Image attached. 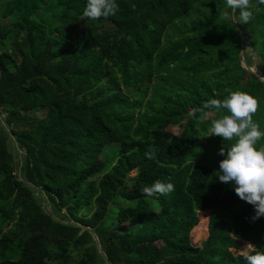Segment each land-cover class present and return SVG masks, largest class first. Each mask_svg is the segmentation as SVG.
Here are the masks:
<instances>
[{
	"label": "trees",
	"instance_id": "trees-1",
	"mask_svg": "<svg viewBox=\"0 0 264 264\" xmlns=\"http://www.w3.org/2000/svg\"><path fill=\"white\" fill-rule=\"evenodd\" d=\"M115 2L90 20L87 0H0V264H247L238 244L264 252V217L220 182L223 156L198 162L216 111L193 110L229 89L264 99L240 55L264 66V5L243 34L225 0ZM156 180L174 191L143 194Z\"/></svg>",
	"mask_w": 264,
	"mask_h": 264
},
{
	"label": "clouds",
	"instance_id": "clouds-1",
	"mask_svg": "<svg viewBox=\"0 0 264 264\" xmlns=\"http://www.w3.org/2000/svg\"><path fill=\"white\" fill-rule=\"evenodd\" d=\"M264 5V0H257ZM225 19H235L236 23L247 24L253 18L252 0H225ZM119 6L115 0H87L82 12V19L98 20L116 15ZM239 13L238 17L236 13ZM224 99H210L202 107L193 110L204 112L226 109L229 115H222L211 122L210 135L222 140L235 141L225 150L222 146L218 152L224 159L219 161L220 182L231 183L236 196L253 206L255 214L252 221L264 217V147H256L264 139V130L253 120L258 102L250 94L230 89ZM148 159H155V150L145 153ZM174 191L172 183L156 180L151 186L142 189V193L151 197L157 194L168 195ZM243 257L247 264H264V252L257 250L251 243L245 246Z\"/></svg>",
	"mask_w": 264,
	"mask_h": 264
},
{
	"label": "rangeland",
	"instance_id": "rangeland-1",
	"mask_svg": "<svg viewBox=\"0 0 264 264\" xmlns=\"http://www.w3.org/2000/svg\"><path fill=\"white\" fill-rule=\"evenodd\" d=\"M252 26L253 25L251 24V22H249L247 24H243V27H244L243 28V30H244L243 34L245 33V28L248 30H251ZM239 39L242 40L240 33H239ZM240 55L241 56L244 55L245 58L249 59L250 63H251L249 67H246L245 64L243 63V61L241 60V66L244 69L249 70V72L252 73L254 77H256L257 79L260 80V77L264 76V66L260 64L257 57L247 48V46L243 42H242V49L240 51ZM202 61H204V59H202ZM210 64H215V61L211 60ZM243 81H245V80H243ZM260 81H262L264 83V79H261ZM30 89H32V87H30ZM233 92H236V90H234ZM263 95H264V92H263ZM256 100L258 102V107H257V111L253 114V120L255 121L257 119L256 121H258L264 127V99L263 100L256 99ZM229 114L230 113H228L226 109H223V110H221V112L204 114V115H201L199 117V119H198L199 124L197 125V129L200 132L201 138L203 140L200 142V145H198L194 148L198 162H200V163L209 162V161L212 162V161L218 160L222 157L221 155L218 154V152L222 146L226 149L227 144H226V146L224 144H221V146H218L216 144L215 140L212 139V136H208V135L211 134L210 129H211L212 120L219 119V118H221L222 115H229ZM183 121H181V123L178 126H181L183 124ZM178 126L174 127L171 130H173L176 133H179L180 127H178ZM113 146L111 147L112 149H113ZM11 147H12L13 151H16L15 145L13 142H11ZM106 150H107V148L102 151L100 158H102V159L105 158V156L107 154ZM20 158H21V156L17 155L16 160H18V162H19ZM218 172H219V168H218ZM134 176H135L134 171L128 175L129 178H132ZM43 206H44V203L42 204V208H44ZM208 214H209V210L197 213L198 223L200 222L201 225H197L195 228H193L190 231V234H189L191 244H193L195 246L200 245L201 241L206 236V224H207ZM133 224L134 223L131 221L129 223H125V224L121 225L120 228L128 229ZM0 239H2L3 241H6L7 238H6L4 232H2L0 234ZM247 244H249V243L244 242V241H240L238 244V248H239L238 253H243V251L246 250L245 246ZM73 255H74V253L72 252L70 254L68 260H71ZM48 264H54V262L49 261Z\"/></svg>",
	"mask_w": 264,
	"mask_h": 264
},
{
	"label": "water",
	"instance_id": "water-1",
	"mask_svg": "<svg viewBox=\"0 0 264 264\" xmlns=\"http://www.w3.org/2000/svg\"><path fill=\"white\" fill-rule=\"evenodd\" d=\"M248 71H249V70H248ZM261 79H264V76H261V77H260V80H261Z\"/></svg>",
	"mask_w": 264,
	"mask_h": 264
}]
</instances>
